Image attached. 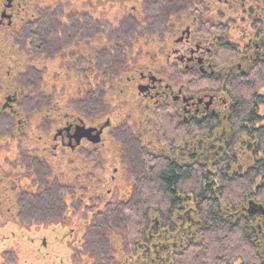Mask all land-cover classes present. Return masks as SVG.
Wrapping results in <instances>:
<instances>
[{"label": "flooded vegetation", "instance_id": "obj_1", "mask_svg": "<svg viewBox=\"0 0 264 264\" xmlns=\"http://www.w3.org/2000/svg\"><path fill=\"white\" fill-rule=\"evenodd\" d=\"M263 63L264 0H0V264H167L199 188L264 160L229 89Z\"/></svg>", "mask_w": 264, "mask_h": 264}, {"label": "trees", "instance_id": "obj_2", "mask_svg": "<svg viewBox=\"0 0 264 264\" xmlns=\"http://www.w3.org/2000/svg\"><path fill=\"white\" fill-rule=\"evenodd\" d=\"M229 89L235 95L237 109L260 113L264 105V94L261 93L264 89V63L249 81L230 86ZM260 143L264 156V126L260 132ZM258 171L264 174V160L255 165L251 157L245 167L232 166V174L226 180L221 179L214 185L210 181L211 185L206 190L199 188V223L191 233L183 236L182 246L173 253L167 264H264V220L260 229L258 218L247 209L250 201L264 204V179L261 192L256 190ZM177 172L179 170H171L165 173V177L162 175L163 183L170 191H175L179 186V179L175 178ZM157 197L150 196V207L156 208ZM157 215V212L134 213L132 218L141 221L148 220L149 216L151 221ZM138 232L130 230L129 238L135 237ZM109 253L102 244L101 260L95 264H109Z\"/></svg>", "mask_w": 264, "mask_h": 264}, {"label": "rangeland", "instance_id": "obj_3", "mask_svg": "<svg viewBox=\"0 0 264 264\" xmlns=\"http://www.w3.org/2000/svg\"><path fill=\"white\" fill-rule=\"evenodd\" d=\"M261 93L264 94V89L261 90ZM261 112L264 113V105L261 107ZM4 232L6 233V235H10V231L5 230ZM12 243H13V242H12V241L10 242V240H9V241L6 242V245H4V247H6L7 245L10 246ZM38 244H39V243H38ZM38 244H37V245H38ZM104 246H105V245H104ZM27 258H28V257H27ZM24 260H25V259H24ZM28 261H30V259H29ZM22 262H24V261H20L19 264H20V263L22 264ZM71 264H72V262H71Z\"/></svg>", "mask_w": 264, "mask_h": 264}]
</instances>
